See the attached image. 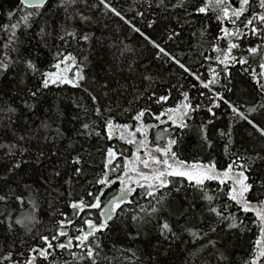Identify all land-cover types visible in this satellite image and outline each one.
Wrapping results in <instances>:
<instances>
[{"label":"snow or ice","instance_id":"snow-or-ice-1","mask_svg":"<svg viewBox=\"0 0 264 264\" xmlns=\"http://www.w3.org/2000/svg\"><path fill=\"white\" fill-rule=\"evenodd\" d=\"M148 8L152 7V0H146ZM87 3V0H58L57 8L62 9V19L57 21L56 26L50 22L39 23V18L46 15V6L49 0H19L17 11L21 14L15 22L3 25L5 36H0L3 40V53L0 55V75L9 72V69H15L22 65L20 71L24 77H37L39 83L27 89L29 103L24 101V107L29 111L36 108L46 90L63 85H70L73 88H82L83 92L91 101V106L87 103H78L77 107L83 113L84 122L81 124L77 134L83 136L86 140L97 139L100 143L98 151L103 154L102 168L100 172L91 180H87L85 191L74 199L72 194L73 180L80 182V178L86 175L84 167L86 161L81 153L75 155L69 154L66 163L72 167V175L65 183L69 187L67 205L71 213L61 211L59 208L53 215H59V219L48 229L51 235H41L37 233L42 241V246L31 247L28 250L27 258L21 260L17 256H23L24 253H17L15 239H13L7 251L0 255V264H38V259H42L46 264H60L57 253L67 254L72 260H65L64 264H73V261L79 264V261L87 259L90 264H100V260L107 259L102 256L103 247L101 236L108 228L109 221L114 216L122 213L124 204H134L138 199H148L150 212L145 206L140 207V212L149 216L155 215L166 207V198L172 192H180L182 189L190 188L200 194V199L204 202V208L210 217H214V222H210L206 229L187 228L186 231L193 238V243L197 240L207 242L200 246V251L207 248L216 249L217 240L221 232H228L233 235L244 237L248 234V243L250 245L247 259L243 264H264V173L256 178L254 165L257 161L264 162V154L256 153L249 155L247 149L243 152L238 149L231 151L234 146L233 127L235 124L246 122L250 126L249 135L264 141V119L256 122L251 117L258 110H264V104L242 110V106L232 102L226 95L231 92L229 87L231 83V69L240 66V70L247 73L258 91L264 94V0H177L172 6L173 9H182L186 14L185 22L194 23V17L203 16L208 20H214L218 27V33L214 40L210 42V52L205 55L201 53L204 60L214 62L219 68H210V76L204 77L202 74L194 71L181 61V58L174 55L156 40L137 27L132 19H128L117 7L113 6L112 0H98V3L92 7L102 8L105 13L118 17L135 33H138L154 49H156L155 58L165 63H172L179 69L191 76L196 83L192 87L196 88L200 96L205 97L208 104L203 101L194 103L193 97L188 91L181 92L183 99L175 106L162 107L158 112H153L148 104L152 101L158 105L167 104L170 94L157 96L155 92H149L153 83L151 75H144L143 79L149 82L145 93H148L145 106L133 108L141 97L139 94L132 97L128 106L121 108L115 98L112 103L98 98L93 91L83 87L81 82L86 79L84 75L87 64V57L80 61L78 57L69 50V45L75 41L79 44L81 41L89 43L91 36L87 33L78 34L72 22L79 19L87 22L90 17L83 15L77 9V4ZM157 8H166L165 0H157ZM211 14V15H210ZM16 13L9 12V19ZM137 15L144 17V12L139 11ZM37 22L38 31L35 33L44 47H48V40L55 39L59 43L54 45L52 52V62L50 70H41L32 60L21 54V48L25 41L21 35L26 34ZM155 20L148 21V27L155 24ZM208 26H202L193 36H199L202 40L207 35ZM180 36L175 29L167 34L168 41L174 40ZM125 51H131L125 49ZM12 53H16L13 56ZM211 53H215L213 56ZM123 52L120 53L123 56ZM131 67L129 71H131ZM221 81H224L222 83ZM24 83V79H21ZM102 89H108V84L101 85ZM201 89L205 91H200ZM221 89L223 91H221ZM104 97L109 96L108 91H103ZM116 104V107H113ZM6 112L15 114L17 109L10 105H5ZM224 108L225 112L231 113L232 123L226 129H220L218 135L224 140L223 155L228 157V162L223 167H218L214 159L207 162L193 161L188 162L179 159L177 153L172 151L177 143L175 130L181 131L191 129L189 121L195 119L194 113L204 109L210 118L199 126V135L203 144L213 148V141L208 135V125L215 123L217 117L216 109ZM5 108H0L4 112ZM113 113H116L114 115ZM130 114V115H129ZM117 115H128L130 122L118 121ZM150 117L153 123L145 122V116ZM94 117V118H93ZM10 119V117H9ZM161 125H169L167 128H161ZM41 127L47 132L52 130L56 136L53 140L63 138L64 133L57 126L51 129V125L46 121L42 122ZM155 130V131H154ZM49 137L44 136L47 141ZM114 139L122 142V145L129 146L125 149L123 146H117L110 142ZM19 141H24L25 137L20 136ZM163 141V143H161ZM72 147V145H69ZM0 148L7 149L9 154L14 155L17 150V144H0ZM21 154L27 151L26 148H20ZM55 155V153H53ZM41 155L38 154L36 162L39 163ZM18 161L13 165V169H19L21 163ZM54 176L61 175L60 170L53 173ZM172 177L181 178L187 181L185 185L181 181H173ZM214 183L215 189L209 185ZM113 185H118V192L111 199H107L105 193ZM168 191L165 192L164 190ZM255 189V190H254ZM104 198V199H102ZM136 198V199H133ZM16 201L23 205L24 199L17 196ZM8 195H0V203L7 204ZM155 203H152V202ZM33 211L29 215H21L13 218L9 212L0 213L3 219L0 224L5 225L7 233L15 237L17 226L25 230V234L31 236L33 226L40 221L35 216L38 211L34 201H30ZM99 218L92 217L91 210H100ZM189 208H194L189 204ZM83 214V215H82ZM142 219L138 215L133 216V220ZM245 219L249 223H245ZM27 221V223H26ZM79 221V223H77ZM203 222V221H201ZM160 234L165 240L175 239L177 233L173 230L167 220H163L160 225ZM218 229L220 231L218 232ZM253 229L255 233L253 234ZM216 234V239L210 238ZM35 238V237H33ZM63 238V239H62ZM23 244V240H21ZM74 249L78 250L75 251ZM218 251V250H217ZM133 255H135L133 253ZM228 256L220 252L217 256L218 264L227 261Z\"/></svg>","mask_w":264,"mask_h":264},{"label":"trees","instance_id":"trees-1","mask_svg":"<svg viewBox=\"0 0 264 264\" xmlns=\"http://www.w3.org/2000/svg\"><path fill=\"white\" fill-rule=\"evenodd\" d=\"M156 2L157 0H152V7L148 8L146 0H112L113 6L121 10L126 18L132 19L137 27L181 58V61L188 67L204 77L210 76V68H217V66L214 62L204 60L201 53L207 55L210 52V42L218 33L216 22L201 15L192 18L194 23H187L183 10L172 7L177 0H165L166 8H157ZM193 2H200V0H193ZM235 2L236 0H233L234 4ZM57 3L58 0H49L46 15L39 18V23L48 21L56 26L57 21L62 19V9L57 8ZM96 3L98 0H87L86 4H77L79 12L90 19L87 22L76 19L70 24L78 34L87 33L91 36L89 43L81 41L77 44L73 41L69 45V50L80 61H83L84 57L88 58L85 61L87 67L84 71L86 79L81 82L83 87L93 91L101 102L112 103V98H115L121 108L128 106L132 97L139 94L141 98L132 105L135 109L145 106L148 93H145L144 89L148 88L149 82L143 77L151 75L153 83L149 92H155L157 96L170 94L167 104L164 105L148 101L153 112H158L162 107L178 104L183 99L181 96L183 91L189 92L194 103L203 101L205 105L208 104L207 99L200 96L197 89L192 87L196 81L191 76L172 63L156 59V49L138 33L133 32L118 17L110 13L106 14L102 8L92 7ZM254 5L255 0H253V7ZM18 6L19 0H0V36L6 35L2 26L15 22L21 14L17 11ZM139 11L144 12L143 18L137 15ZM9 12L16 13L11 20L8 16ZM150 20L156 21L151 28L148 27ZM204 25L208 26L204 39L201 40L198 35H192L193 32L198 33ZM173 29L178 31L180 36L165 43L167 34ZM37 31L38 24L34 22L32 29L21 35L25 43L20 51L23 56L32 59L41 70H50L54 45L59 41L49 39L48 47H44L39 37L35 35ZM125 49L131 51H125ZM3 51V40H0V55ZM121 52L124 53L123 56L120 55ZM211 54L215 55V53ZM12 55L17 54L12 53ZM21 67L22 65L9 69L8 73L0 75V108H5L4 112H0V144H17L14 155L9 154L7 149L0 148V195L9 196L7 204L0 203V213L10 212L14 219L22 214L29 215L33 211L30 201H34L38 209L35 211V216L40 222L33 226L31 236L26 235L25 230L17 226L15 237L10 236L5 225L0 224V255L8 250L15 239V251L24 253L23 256L16 258L23 260L27 258L31 247L42 246L37 233L51 235L48 229L60 218L59 215H53L58 208L63 212L71 213L67 205L70 186L65 183L72 175L73 166L70 162L66 163L69 154L81 153L86 161L84 165L86 175L80 178L79 183L73 180L72 194L76 199L85 191L87 180L93 179L100 172L103 154L97 149L100 143L105 142L98 143L95 138L86 140L77 134L84 122L81 118L83 113L77 104L87 103L91 106V101L82 88H73L70 85L52 87L46 90L33 111L25 108L24 101L33 102L27 96V89L39 83V80L37 77H24L20 71ZM130 67L131 71H129ZM231 73L229 87L232 91L226 92L225 95L232 102L242 106V110L264 104V94L258 91L251 77L241 71L239 65L232 68ZM22 78L24 83H21ZM221 82L224 83V81ZM104 83L108 84V89H102L101 85ZM103 91H108L109 96L104 97ZM6 104L16 108V113H7ZM113 107H116V104H113ZM215 111L217 112V117L214 118L215 123L208 125V135L213 141V148H207L200 139L201 121L206 122L210 118V114L201 109L193 114L195 119L189 121L190 130H175V137L178 139L172 151L177 153L179 159L188 162L201 160L207 162L214 159L218 167L227 164L228 157L223 155L222 151L224 140L219 137L218 132L232 123L231 113L225 112L223 107ZM113 114L116 115V113ZM251 118L260 122L264 119V110H258V113H254ZM117 119L121 122H130L128 115H117ZM144 119L147 123L154 122L147 115ZM45 121L51 125V129L58 126L64 133L63 138L53 140L52 137L56 136V133L52 130L46 132L41 127L42 122ZM167 127L169 125H161V128ZM249 130L250 126L246 122L235 124L233 127L234 146L231 151L238 149L243 152L247 149L249 155L264 154V141L249 135ZM45 135L49 137L47 141L44 140ZM20 136H24L25 140L19 141ZM110 143L118 147L123 146L125 149L129 148L118 140ZM20 148H26L27 151L21 154ZM38 154L41 155L39 163L36 162ZM21 160L24 161L21 167L13 169V165ZM254 168L256 169L254 175L259 179L260 174L264 173V162L257 161ZM57 169L61 172L59 177L53 175ZM170 179L187 184V181H182L178 177ZM209 186L215 189L214 183ZM118 188V185H113L107 190L105 193L107 199H111L118 192ZM17 196L23 197V205L16 201ZM190 203L194 205V208H189ZM142 205L150 212L148 199H138L131 205L124 204L122 206L124 211L109 221L105 232L97 233L101 236L102 256L107 257V259L102 258L100 264H218L217 256L220 252L228 256V260L222 264H243V261L247 259L250 249L248 234L240 237L221 232L216 245L218 251L212 248L200 251V246L207 242V238L193 243V238L186 229H206L210 222H214V217L207 215L200 194L192 189L185 188L180 192L169 194L164 210L152 216L140 212ZM99 211L91 210L92 217L99 218ZM134 215L142 219L133 220ZM0 219H3V216H0ZM163 220H167L172 225L178 238L165 240L161 236L159 225ZM245 223L249 221L245 219ZM254 233L255 229H253ZM210 238L216 239V234H212ZM57 256L60 264H64L65 260H72V257L67 254L58 252ZM38 264H46V262L38 259ZM73 264L77 262L73 261ZM79 264H90V261L83 259L79 261Z\"/></svg>","mask_w":264,"mask_h":264},{"label":"water","instance_id":"water-1","mask_svg":"<svg viewBox=\"0 0 264 264\" xmlns=\"http://www.w3.org/2000/svg\"><path fill=\"white\" fill-rule=\"evenodd\" d=\"M1 14V13H0ZM101 210H103V206H102V209ZM115 217V216H114Z\"/></svg>","mask_w":264,"mask_h":264},{"label":"rangeland","instance_id":"rangeland-1","mask_svg":"<svg viewBox=\"0 0 264 264\" xmlns=\"http://www.w3.org/2000/svg\"><path fill=\"white\" fill-rule=\"evenodd\" d=\"M114 140H117V139H114Z\"/></svg>","mask_w":264,"mask_h":264}]
</instances>
